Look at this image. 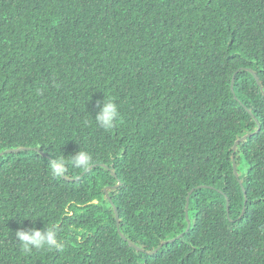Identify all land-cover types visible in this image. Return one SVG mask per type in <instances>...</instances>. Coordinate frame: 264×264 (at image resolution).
<instances>
[{"label": "trees", "instance_id": "1", "mask_svg": "<svg viewBox=\"0 0 264 264\" xmlns=\"http://www.w3.org/2000/svg\"><path fill=\"white\" fill-rule=\"evenodd\" d=\"M0 264H264V0H0Z\"/></svg>", "mask_w": 264, "mask_h": 264}, {"label": "clouds", "instance_id": "2", "mask_svg": "<svg viewBox=\"0 0 264 264\" xmlns=\"http://www.w3.org/2000/svg\"><path fill=\"white\" fill-rule=\"evenodd\" d=\"M99 111L95 120L98 126L105 130H110L115 126L119 118L118 105L110 98H104L98 102ZM92 156L84 150H79L71 156V166L77 169L87 170L91 166ZM66 160L57 157L51 161V171L55 177H60L66 172ZM16 239L21 244L24 251L30 252L32 249H47L60 251L64 247V242L59 238L55 225L46 226L44 230L21 227L15 233Z\"/></svg>", "mask_w": 264, "mask_h": 264}, {"label": "water", "instance_id": "3", "mask_svg": "<svg viewBox=\"0 0 264 264\" xmlns=\"http://www.w3.org/2000/svg\"><path fill=\"white\" fill-rule=\"evenodd\" d=\"M245 140V138H243V139H241V140H239L238 142H236L235 143V146L233 147V149H232V151H233V154H234V152H235V147L239 144V143H241V142H243ZM235 167V166H234ZM236 174V173H235ZM114 212L116 213V210L114 209ZM118 218H117V215H116V220H117Z\"/></svg>", "mask_w": 264, "mask_h": 264}]
</instances>
